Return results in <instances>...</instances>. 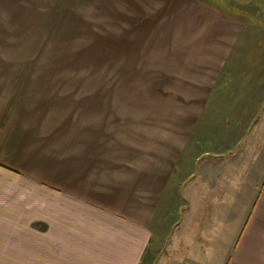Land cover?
Wrapping results in <instances>:
<instances>
[{
	"label": "crops",
	"instance_id": "crops-1",
	"mask_svg": "<svg viewBox=\"0 0 264 264\" xmlns=\"http://www.w3.org/2000/svg\"><path fill=\"white\" fill-rule=\"evenodd\" d=\"M167 1L150 22L159 23L174 9L195 10L174 33L179 28L189 37L196 57L188 80L199 88L196 125L169 143L172 171L148 175L143 170L137 182L126 176L117 183L111 179L112 164L101 167L100 180L96 162L83 171L77 160L50 156L47 161L34 149L22 130L21 78L14 75L21 63L5 42L15 32L21 36L23 0H0V176L16 184L4 189L0 177V264H141L150 247L161 252L155 264H264L260 33L230 1ZM188 149V160L204 152L195 158L202 174L194 164L191 179L183 184L176 178L167 191L171 174L183 173L177 168ZM140 182L165 201L166 220L174 225L160 217L151 222L153 211L144 201L137 206L133 192ZM186 189L189 204L182 207ZM169 231L173 235L167 236ZM155 232L159 241L153 244Z\"/></svg>",
	"mask_w": 264,
	"mask_h": 264
},
{
	"label": "rangeland",
	"instance_id": "rangeland-1",
	"mask_svg": "<svg viewBox=\"0 0 264 264\" xmlns=\"http://www.w3.org/2000/svg\"><path fill=\"white\" fill-rule=\"evenodd\" d=\"M226 1L235 6V11L239 8L245 13L250 26L260 33L256 43L264 46V0ZM22 3L21 36L15 32L5 42L6 48L16 54V63H21L20 72L14 75L21 78L16 90L22 91V130L34 142L38 154H46L47 161L50 156L54 161L62 157L77 160L85 166L83 171L96 162L98 177L101 167L107 166L106 170L112 164V181L122 183L126 176L128 180L134 176L137 182L143 170L148 175L158 170L162 175L172 171L167 156L174 150L169 143L180 137L178 133L196 125L198 116L199 88L188 82L196 57L191 56L189 37H184L179 28L178 34L174 33L176 26H183L180 21L195 10L174 9L168 17L153 23L150 21L169 1ZM19 51L21 55L17 56ZM187 153L189 149L182 153L186 160L177 168L183 173L169 175L167 191L176 178L183 184L191 179L196 159L204 152L190 160ZM197 170L202 174L199 163ZM2 180L4 189L11 188V181ZM186 190L182 207L189 204ZM158 197L152 190L146 191L142 182L135 184L134 201L139 207L144 201L153 211L151 222L158 217L167 219L168 210L162 206L165 201ZM171 220L166 221L174 225ZM154 235L153 244L159 241L158 232ZM153 249L150 247L141 264L158 261L161 252ZM179 255L181 259L182 252ZM167 264H175V260Z\"/></svg>",
	"mask_w": 264,
	"mask_h": 264
}]
</instances>
